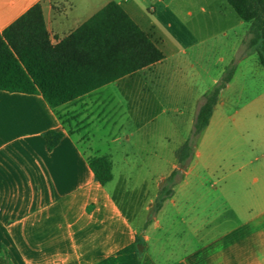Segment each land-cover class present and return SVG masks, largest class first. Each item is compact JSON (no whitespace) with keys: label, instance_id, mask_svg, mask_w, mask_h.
Listing matches in <instances>:
<instances>
[{"label":"crops","instance_id":"0c3cea01","mask_svg":"<svg viewBox=\"0 0 264 264\" xmlns=\"http://www.w3.org/2000/svg\"><path fill=\"white\" fill-rule=\"evenodd\" d=\"M110 2L139 24L134 0H0V32L41 4L51 41L58 44ZM249 27L234 17V57ZM147 33L162 50L153 31ZM253 55L221 92L214 116L224 115L236 94L255 82L253 75L240 80V71L263 68ZM165 62L166 56L57 110L42 95L0 91V264H264V144L258 175L250 172L254 179H214L213 195L196 191L198 179H181L154 213L171 174L163 177L145 211L133 209L139 226L108 185L95 179L80 141L117 144L124 119L139 115L123 112L126 102L116 88L136 104L154 85L178 84L166 76ZM244 119L259 120L264 132V92L250 101ZM49 131L64 134L52 151L44 138ZM106 157L113 162V155Z\"/></svg>","mask_w":264,"mask_h":264},{"label":"rangeland","instance_id":"374dc122","mask_svg":"<svg viewBox=\"0 0 264 264\" xmlns=\"http://www.w3.org/2000/svg\"><path fill=\"white\" fill-rule=\"evenodd\" d=\"M134 2L140 26L145 32L153 31L160 41L166 56V76L178 80V84L154 85L149 89L150 95L136 104H130L125 89L116 88L120 99L126 102L123 112L139 116L128 122L124 119L117 144L108 143L106 138H92L80 141V145L91 158L113 155L114 181L108 187L139 226L134 207L145 211L158 183L175 171L178 150L185 139L192 138L199 109L215 86L214 80H221L232 66L227 67L232 59L239 68L246 56L254 52L249 48L248 32L240 52L232 55L235 41L229 28L237 14L226 0ZM253 57L258 55L254 53ZM240 73L241 81L242 75H253L255 82L236 94L224 115H213L193 148L186 170L178 161L175 183L168 185L166 181L160 190L166 185L173 190L181 179H198L196 191L213 195L214 179H254L250 172L258 175L264 132L259 120L244 119V114L250 101L264 92V68Z\"/></svg>","mask_w":264,"mask_h":264},{"label":"trees","instance_id":"16d2710c","mask_svg":"<svg viewBox=\"0 0 264 264\" xmlns=\"http://www.w3.org/2000/svg\"><path fill=\"white\" fill-rule=\"evenodd\" d=\"M240 20L249 23V48L264 68V0H226ZM165 59L152 36L116 2H110L58 44L47 30L41 4L31 8L0 32V91L39 94L57 110L91 92ZM237 71L233 64L205 95L192 138L177 159L186 170L194 146L209 126L221 92ZM62 132L44 134L47 150L61 142ZM95 179L103 186L113 181V163L106 156L89 158ZM175 170L167 184L175 183ZM172 190L166 185L156 201V213Z\"/></svg>","mask_w":264,"mask_h":264}]
</instances>
